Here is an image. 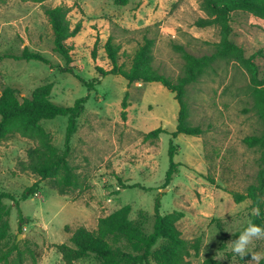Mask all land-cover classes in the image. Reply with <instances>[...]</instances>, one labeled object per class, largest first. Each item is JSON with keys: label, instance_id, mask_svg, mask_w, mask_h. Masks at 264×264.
<instances>
[{"label": "rangeland", "instance_id": "374dc122", "mask_svg": "<svg viewBox=\"0 0 264 264\" xmlns=\"http://www.w3.org/2000/svg\"><path fill=\"white\" fill-rule=\"evenodd\" d=\"M201 2L127 0L119 5L114 0L45 1L47 7L67 5L72 25L82 24L80 33L68 44L72 47L74 73L86 82L99 80L92 90L62 70L65 64L53 50L42 4L22 0L0 4V87L15 86L21 97H29L37 87L52 84V101L64 106L88 98L68 157L77 180L86 185L84 190L74 187L63 194L57 192L55 184L63 177L62 171L43 180L30 171H21L19 163L27 161L26 152L33 142L16 133L0 141V193L19 200L28 187L39 183L37 193L19 201L18 207L10 200L2 202L10 207V216L6 234L0 238V258L14 244L20 249L36 245L41 251L38 264H65L56 246H71L68 240L75 229L95 230L100 217L125 206L130 207V220L151 226L157 200L160 214L184 213L178 223L183 238L200 239L201 249L192 258L194 263L256 264L251 254H264V237L252 239L243 259L232 252L231 244L256 214L250 200L237 204L231 195L243 194L255 185L258 172L257 154L243 142L261 126L252 111L246 74L231 63L221 62L214 72L187 88L188 120L200 127L203 135L180 134L173 139L177 146L174 162L180 167L167 185L169 142L179 112L175 94L159 83L129 84L121 76H101L96 69L111 68L104 51L109 37L120 46L119 64L128 68L146 36L155 40L154 66L175 81L182 74L183 60L173 49L174 44L201 57L210 54L211 44L219 39L216 28L195 25L205 17ZM231 27L230 39L246 56L256 55L255 62L264 77V31L252 26L248 16L241 13L232 16ZM24 49L39 53L59 68L51 69L35 60L3 58ZM126 92L129 107L123 121L120 104ZM43 126L62 152L66 118L44 121ZM157 128L165 133L156 141H144L145 134ZM121 184L127 188L122 189ZM134 185L140 187L130 188ZM20 216L25 219L21 230ZM258 226L264 228V223ZM2 227L0 223V231ZM14 258L12 255L10 263ZM262 261L264 258L259 264ZM74 264L101 263L92 255Z\"/></svg>", "mask_w": 264, "mask_h": 264}, {"label": "trees", "instance_id": "16d2710c", "mask_svg": "<svg viewBox=\"0 0 264 264\" xmlns=\"http://www.w3.org/2000/svg\"><path fill=\"white\" fill-rule=\"evenodd\" d=\"M42 4L47 0H22ZM119 5H125L127 0H114ZM4 0H0L2 4ZM201 9L205 13L204 18H199L195 25L198 28L213 27L218 30V41L211 44L213 51L210 54L196 56L187 51L181 45H173V49L179 53L183 60L182 74L173 81L166 77L154 66L153 48L155 40L144 37L131 58L130 66L125 68L119 64L120 46L113 43L109 37L104 45V51L111 64V68L104 70L97 67L101 76H121L129 84L133 83H159L169 92L175 94V100L179 105L177 126L171 134L169 142L168 158L169 168L165 174V184H170L178 173L179 163L174 162L177 156L173 139L178 135L201 137L203 131L198 126L189 122V105L187 101L188 87L201 80L202 77L214 72L216 66L221 63H231L240 68L248 80V96L251 100L252 111L260 123L258 133L246 136L243 140L246 147L257 154L258 172L256 184L250 185L246 192L231 193L235 203L250 200L256 209V214L251 223L259 225L264 223V77L260 75L259 67L255 62L256 55L246 56L245 51L230 39L232 33L231 18L236 13L248 16L250 24L264 31V0H202ZM44 15L48 19L53 36V50L60 56L65 64L64 72L71 73L78 78L89 90L94 89L98 79L86 82L73 71L72 47L68 41L76 37L82 28L77 22L72 25L69 19L70 7L57 5L47 7L43 5ZM95 52H93V56ZM3 58L16 61H39L48 65L51 69H58L39 53L24 49L17 55H4ZM95 58V57H94ZM52 84L37 87L29 97H21L15 86L0 87V141L7 135L16 133L34 143L27 150V161L19 163L20 170L30 171L40 180L51 178L59 171L63 177L55 184V189L60 194L71 188L84 190L86 185L79 182L68 163L71 151V139L78 129V118L84 113L88 98H81L72 106L57 104L51 99ZM129 93L126 92L121 101L120 116L123 121L127 118L129 107ZM63 117L67 120L63 151L59 152L52 143L51 134L44 128L43 122ZM165 133L162 128H157L144 136V141H156L159 135ZM39 183L35 182L15 199L6 192L0 193V223L3 227L0 238H4L8 224L6 219L10 216V207L2 204L4 200H10L14 206H19V201L26 200L37 193ZM140 187L139 185L130 188ZM122 189H126L121 184ZM142 188V187H141ZM144 189V188H143ZM160 202L156 201L151 226L144 222L129 219L130 207L125 206L120 210L98 219L97 228L88 230L85 227L75 229L69 238L71 246L57 245L65 264H74L76 261L96 256L101 264H197L192 261L199 255L200 239L187 240L183 238L178 228V223L184 218L181 211H173L160 214ZM25 219L20 216V230ZM159 243H161L159 245ZM159 245V248L155 249ZM15 258L10 263V258ZM41 251L36 246H26L20 249L14 244L2 254L0 261L5 264H38ZM210 260L204 262L209 264ZM260 264H264L262 261Z\"/></svg>", "mask_w": 264, "mask_h": 264}, {"label": "clouds", "instance_id": "9594fccd", "mask_svg": "<svg viewBox=\"0 0 264 264\" xmlns=\"http://www.w3.org/2000/svg\"><path fill=\"white\" fill-rule=\"evenodd\" d=\"M260 237H264V228L250 222L247 228L240 233L238 239L231 243L232 252L238 254L241 259H243L248 254L247 248L252 239ZM251 257V261H255L256 264H259V261L264 258V254L255 253L251 254Z\"/></svg>", "mask_w": 264, "mask_h": 264}]
</instances>
